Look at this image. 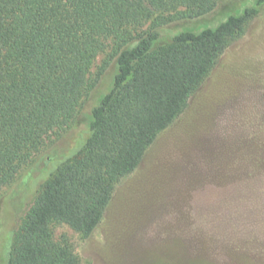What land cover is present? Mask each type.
Masks as SVG:
<instances>
[{
	"label": "trees",
	"instance_id": "obj_1",
	"mask_svg": "<svg viewBox=\"0 0 264 264\" xmlns=\"http://www.w3.org/2000/svg\"><path fill=\"white\" fill-rule=\"evenodd\" d=\"M220 1L0 0V188L49 134L76 122L107 39L117 63L113 87L91 112L88 136L38 193L8 264H80L67 240L55 241L53 225L94 233L117 184L140 167L230 44L264 12V0H255L216 27L182 31L159 45L163 27L203 18Z\"/></svg>",
	"mask_w": 264,
	"mask_h": 264
},
{
	"label": "rangeland",
	"instance_id": "obj_2",
	"mask_svg": "<svg viewBox=\"0 0 264 264\" xmlns=\"http://www.w3.org/2000/svg\"><path fill=\"white\" fill-rule=\"evenodd\" d=\"M254 3L221 0L203 18L163 27L159 45L182 31L216 27ZM113 55L110 38L91 66L76 122L49 134L0 188V264H8L42 187L88 136L93 108L113 87ZM52 231L56 242L68 241L80 264H264V12L230 44L140 167L117 184L94 233L85 237L60 224Z\"/></svg>",
	"mask_w": 264,
	"mask_h": 264
}]
</instances>
